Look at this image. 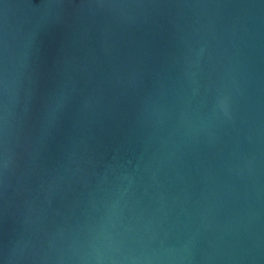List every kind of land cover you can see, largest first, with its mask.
<instances>
[{"label":"water","instance_id":"95a60500","mask_svg":"<svg viewBox=\"0 0 264 264\" xmlns=\"http://www.w3.org/2000/svg\"><path fill=\"white\" fill-rule=\"evenodd\" d=\"M0 260L264 264V0H0Z\"/></svg>","mask_w":264,"mask_h":264},{"label":"clouds","instance_id":"9594fccd","mask_svg":"<svg viewBox=\"0 0 264 264\" xmlns=\"http://www.w3.org/2000/svg\"><path fill=\"white\" fill-rule=\"evenodd\" d=\"M220 107L222 108V109H224V111H225V113H226V106H225V104H224V102L223 101H221V103H220Z\"/></svg>","mask_w":264,"mask_h":264},{"label":"snow or ice","instance_id":"6c2138e0","mask_svg":"<svg viewBox=\"0 0 264 264\" xmlns=\"http://www.w3.org/2000/svg\"><path fill=\"white\" fill-rule=\"evenodd\" d=\"M0 264H3V261L2 260H0Z\"/></svg>","mask_w":264,"mask_h":264}]
</instances>
